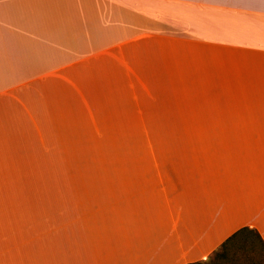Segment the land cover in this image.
<instances>
[{
	"label": "crops",
	"instance_id": "0c3cea01",
	"mask_svg": "<svg viewBox=\"0 0 264 264\" xmlns=\"http://www.w3.org/2000/svg\"><path fill=\"white\" fill-rule=\"evenodd\" d=\"M139 129L208 131L200 168L79 181L0 237V264H187L226 241L264 246V0H0V193L97 139L151 143L121 134Z\"/></svg>",
	"mask_w": 264,
	"mask_h": 264
},
{
	"label": "rangeland",
	"instance_id": "374dc122",
	"mask_svg": "<svg viewBox=\"0 0 264 264\" xmlns=\"http://www.w3.org/2000/svg\"><path fill=\"white\" fill-rule=\"evenodd\" d=\"M207 133L208 131L199 129L122 131V136L128 137L130 141L144 139L151 140V143L109 145L104 144L108 140L97 139L96 145L75 147L76 155L70 157H79V160L32 163V177L22 181L21 185L24 187L18 188V192L0 193V237L4 239L16 229L18 233L24 232V220L30 217L31 212L40 213L43 203H50L55 207L58 202L69 201L72 196L71 188L79 185V181L81 185H89L88 181H92L93 186L111 185L101 181H111L112 178L108 176L111 173L120 175L121 171L185 172L200 168L202 154L208 148L203 141ZM68 153L67 148L64 156L66 159L69 157ZM124 154L127 157L121 159ZM229 250L234 251L233 256L225 260L224 264H264V256L260 255L261 252L264 253L263 245H256L248 240L243 244H234ZM249 254L255 257H249Z\"/></svg>",
	"mask_w": 264,
	"mask_h": 264
},
{
	"label": "trees",
	"instance_id": "16d2710c",
	"mask_svg": "<svg viewBox=\"0 0 264 264\" xmlns=\"http://www.w3.org/2000/svg\"><path fill=\"white\" fill-rule=\"evenodd\" d=\"M231 246H228L227 241L223 242L218 250L214 253V258L208 260L195 261L187 264H224L225 260L230 259L233 256L234 251H230Z\"/></svg>",
	"mask_w": 264,
	"mask_h": 264
}]
</instances>
